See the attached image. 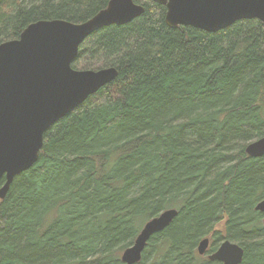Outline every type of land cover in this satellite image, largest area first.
<instances>
[{"label": "trees", "instance_id": "16d2710c", "mask_svg": "<svg viewBox=\"0 0 264 264\" xmlns=\"http://www.w3.org/2000/svg\"><path fill=\"white\" fill-rule=\"evenodd\" d=\"M134 1L143 13L97 29L71 64L113 66L116 78L50 125L0 198V264H124L168 208L176 216L133 264H221L197 253L204 237L208 254L227 239L243 248L240 264H264L254 207L264 155L245 153L264 135V22L172 28L165 5ZM107 2L0 0V42L40 19L82 22Z\"/></svg>", "mask_w": 264, "mask_h": 264}, {"label": "water", "instance_id": "95a60500", "mask_svg": "<svg viewBox=\"0 0 264 264\" xmlns=\"http://www.w3.org/2000/svg\"><path fill=\"white\" fill-rule=\"evenodd\" d=\"M153 1L165 5L164 20L172 28L188 25L214 32L240 19L264 22V0ZM143 11L134 0H108L106 7L82 22L40 19L27 24L17 38L0 42V198L13 178L37 161L50 125L116 78L113 66L72 68L80 44L97 29L130 22ZM245 153L263 156L264 135L248 142ZM254 207L264 212V197ZM176 214V209L168 208L146 221L123 250L124 264L138 262L152 234L168 226ZM208 245L209 238H202L197 253L204 254ZM242 257L243 248L227 239L208 254L209 260L221 264H240Z\"/></svg>", "mask_w": 264, "mask_h": 264}, {"label": "rangeland", "instance_id": "374dc122", "mask_svg": "<svg viewBox=\"0 0 264 264\" xmlns=\"http://www.w3.org/2000/svg\"><path fill=\"white\" fill-rule=\"evenodd\" d=\"M100 65H102V63H98V65L95 66V68H82V67H85V66H86V62H83V63L81 64V66H79L78 69H96L97 67L99 68ZM102 66H103V65H102ZM102 66H101V67H102ZM222 225H223V222H219V223L217 224V228H220ZM121 253H122V252H121ZM121 253H120V254H121Z\"/></svg>", "mask_w": 264, "mask_h": 264}, {"label": "flooded vegetation", "instance_id": "af4514ba", "mask_svg": "<svg viewBox=\"0 0 264 264\" xmlns=\"http://www.w3.org/2000/svg\"><path fill=\"white\" fill-rule=\"evenodd\" d=\"M262 214H263V217H262V221H263V219H264V212H262ZM264 222V221H263ZM208 253H209V251L208 250H206V252L204 253V254H202L201 256H203V255H206V256H208Z\"/></svg>", "mask_w": 264, "mask_h": 264}]
</instances>
